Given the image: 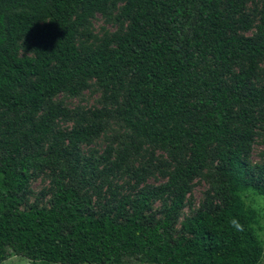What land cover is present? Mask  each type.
<instances>
[{
    "label": "trees",
    "instance_id": "16d2710c",
    "mask_svg": "<svg viewBox=\"0 0 264 264\" xmlns=\"http://www.w3.org/2000/svg\"><path fill=\"white\" fill-rule=\"evenodd\" d=\"M98 15L118 27L100 41ZM89 90L101 93L100 109L60 98ZM258 129L264 0H0V264L14 253L42 264H256L261 247L241 197L264 193L246 160ZM101 135L104 155L81 153ZM150 149L167 156L165 182L140 188L148 170L132 160ZM43 168L50 206L24 210L32 171ZM122 171L138 191L117 215L98 213L84 189L89 172ZM203 176L211 196L177 236ZM158 201L160 218L149 214Z\"/></svg>",
    "mask_w": 264,
    "mask_h": 264
},
{
    "label": "rangeland",
    "instance_id": "374dc122",
    "mask_svg": "<svg viewBox=\"0 0 264 264\" xmlns=\"http://www.w3.org/2000/svg\"><path fill=\"white\" fill-rule=\"evenodd\" d=\"M117 29V25L107 23L100 15H98L93 21V33L98 37V41H100L106 33H113ZM60 98L64 99L65 104L72 110L81 111L101 108V93L97 90L85 91L83 95L78 98L65 96ZM73 127V122L61 123V130L64 132L71 131ZM118 129V126L112 123L108 134L110 135L112 132L118 131ZM107 145L108 142L105 135H101L92 144H83L81 146V153L88 157L93 156L94 159H99V157L104 155ZM151 158H153V160ZM166 160L167 156L164 153L160 151L153 152L152 149H150L147 154H144L142 158L132 160L131 165L134 171L142 168L148 170L146 182L141 184L140 188L145 185L157 186L165 182L161 162ZM246 160L254 170V184L257 187H264V130L258 129V134L252 144L250 152L247 154ZM88 170L90 169L88 168ZM99 170H103L102 164L100 165ZM32 173L33 177L29 183L28 193L22 209H28L34 203H38L40 207H49L53 195L52 173L48 168L32 171ZM87 179L89 182L84 185V189L85 191H88L93 202L92 205L94 210L98 213L111 212L112 216L117 215L115 208L118 206V201L128 194L135 195L138 191V188L134 189L136 179L132 176L131 171H122L117 177L112 175L104 177L103 175L101 180L96 179V177L89 172ZM109 183H111V186ZM98 187L102 188L99 190ZM115 187H117V194L114 196L113 192L115 191ZM209 192L210 184L208 183L207 177H199L193 181L191 193L188 195L184 208L181 210L178 223L175 226L177 236L181 232L182 223L186 219L193 217L202 208L206 199L211 196H208ZM160 209L161 202H154L149 214H157L160 218L163 216L160 213ZM249 211L253 217V225L259 227V225L256 224V214L250 209ZM3 264H5V262Z\"/></svg>",
    "mask_w": 264,
    "mask_h": 264
},
{
    "label": "clouds",
    "instance_id": "9594fccd",
    "mask_svg": "<svg viewBox=\"0 0 264 264\" xmlns=\"http://www.w3.org/2000/svg\"><path fill=\"white\" fill-rule=\"evenodd\" d=\"M241 199L245 200L246 207L256 214V224L259 225V227L250 225L249 230L254 233L261 247V252L257 257L256 264H264V193L249 188L244 190ZM230 223L236 230H241L242 226L235 218H233ZM5 264H42V262L36 260L34 257H18L17 254L14 253L5 260Z\"/></svg>",
    "mask_w": 264,
    "mask_h": 264
}]
</instances>
